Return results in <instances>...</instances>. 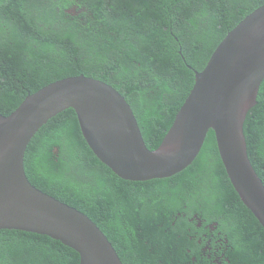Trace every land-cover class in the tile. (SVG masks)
I'll return each mask as SVG.
<instances>
[{
    "label": "trees",
    "instance_id": "16d2710c",
    "mask_svg": "<svg viewBox=\"0 0 264 264\" xmlns=\"http://www.w3.org/2000/svg\"><path fill=\"white\" fill-rule=\"evenodd\" d=\"M263 4L0 0V114L50 83L85 74L127 98L148 147L157 149L194 87V70ZM245 133L264 181V81ZM25 161L33 184L92 218L124 264H264V227L235 190L213 130L182 172L130 181L97 158L70 108L37 132ZM216 222L211 250L203 235ZM0 264H80V254L47 235L0 229Z\"/></svg>",
    "mask_w": 264,
    "mask_h": 264
},
{
    "label": "water",
    "instance_id": "95a60500",
    "mask_svg": "<svg viewBox=\"0 0 264 264\" xmlns=\"http://www.w3.org/2000/svg\"><path fill=\"white\" fill-rule=\"evenodd\" d=\"M157 149L145 141L127 98L85 74L55 81L0 114V229L47 235L80 254V264H124L87 214L30 180L26 152L52 118L74 109L97 158L124 180L169 178L200 154L213 130L226 172L242 202L264 227V181L253 166L245 133L264 81V4L234 27L213 52Z\"/></svg>",
    "mask_w": 264,
    "mask_h": 264
},
{
    "label": "flooded vegetation",
    "instance_id": "af4514ba",
    "mask_svg": "<svg viewBox=\"0 0 264 264\" xmlns=\"http://www.w3.org/2000/svg\"><path fill=\"white\" fill-rule=\"evenodd\" d=\"M204 223L203 222H200V226H202ZM216 225V226H215ZM217 225H218V223L216 222V223H214V224H211L210 226H211V233H208V232H205L204 233V238H208V242L210 243V245H211V250L214 248V246L211 244L212 243V241H213V239H214V237L216 236V231H217ZM208 228V227H207ZM200 241H202V239H200Z\"/></svg>",
    "mask_w": 264,
    "mask_h": 264
}]
</instances>
